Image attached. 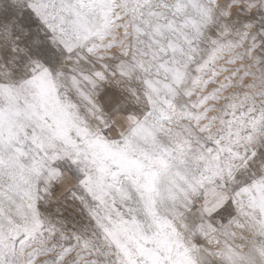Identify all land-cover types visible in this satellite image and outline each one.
I'll use <instances>...</instances> for the list:
<instances>
[{
	"label": "snow or ice",
	"instance_id": "1",
	"mask_svg": "<svg viewBox=\"0 0 264 264\" xmlns=\"http://www.w3.org/2000/svg\"><path fill=\"white\" fill-rule=\"evenodd\" d=\"M0 264H264V0H0Z\"/></svg>",
	"mask_w": 264,
	"mask_h": 264
}]
</instances>
